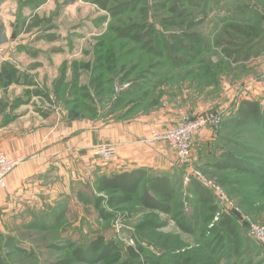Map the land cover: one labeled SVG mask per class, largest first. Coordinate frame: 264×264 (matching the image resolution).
<instances>
[{
    "label": "rangeland",
    "instance_id": "rangeland-1",
    "mask_svg": "<svg viewBox=\"0 0 264 264\" xmlns=\"http://www.w3.org/2000/svg\"><path fill=\"white\" fill-rule=\"evenodd\" d=\"M13 1L0 4L9 8ZM24 1L17 0L13 17L1 15L2 44L44 35L61 5L44 0L41 18L40 11L24 12ZM196 2L181 17L156 10L153 0L138 5L145 14L137 9L111 16L96 9L94 26L82 23L62 30L68 37L88 39L80 61L72 63L70 80L63 69L51 82L55 91L45 92L40 86L47 82L35 77L33 83L29 76L17 93L10 86L2 88L0 151L16 160L0 186L3 264H51L71 258L74 249L99 237L102 243L112 241L116 252L94 263L71 264H173L176 256L187 264H264L263 247L248 234V220L264 226V182L250 173L213 166L229 154L264 168V130L250 123L222 124L242 100L258 101L264 112V0ZM34 4L37 8L41 2ZM131 23L143 24L142 40L119 38L113 31ZM4 53L0 50V59ZM81 69L84 76L77 72ZM221 111L218 126L207 124L196 134L207 130V141L200 147L192 142L188 162H180L167 141L146 142L151 128ZM96 121L98 142L90 139ZM115 128L142 131L135 142L145 153L158 146L177 183L172 213L146 209L136 197L113 208L102 203L107 217L95 209L94 198L103 193L94 191L98 174L91 168L95 160L102 164L117 155L118 144L111 141ZM103 144L115 148L108 159L99 151ZM59 148L65 155L46 154ZM198 174L209 181L211 205L198 202L188 185ZM227 213L233 217L240 255L230 249L229 233L218 225ZM175 218L191 223L195 232L181 230ZM211 226L214 232L208 231ZM9 237L20 251L8 247Z\"/></svg>",
    "mask_w": 264,
    "mask_h": 264
},
{
    "label": "trees",
    "instance_id": "trees-1",
    "mask_svg": "<svg viewBox=\"0 0 264 264\" xmlns=\"http://www.w3.org/2000/svg\"><path fill=\"white\" fill-rule=\"evenodd\" d=\"M153 1L154 8L156 10L166 9L176 17L183 16L188 6L198 5L196 0ZM94 2L100 9L108 11L111 16H116L126 10L135 11L139 9L138 5H140V3H145L146 0H129L117 5L112 4L113 0H94ZM167 4L170 5L168 6ZM181 6H183V8H181ZM139 10L146 13L144 8H140ZM143 27V24L131 23L126 26L115 27L113 31L119 38H128L140 41L144 38L145 32H141ZM149 51L154 54L158 53L152 48H149ZM129 87L130 86L121 91V93L129 90ZM249 123L264 130V112L262 111L258 101L242 100L235 108L232 116L222 122V124L238 126L247 125ZM213 166L219 170L235 169L239 172L250 173L256 175L260 181L264 182V168L240 157L225 154L224 157L215 162ZM176 184L175 179L163 174L149 175L148 170L144 168L122 171L120 173H112L110 175H99L94 184V191L98 194L103 193V195H97L94 198L95 209L98 210L100 215L107 217L108 214L105 208L101 206L102 203L107 207L113 208L129 203L136 197L140 204L146 209L157 210L164 214H170L173 210L172 201L175 197ZM188 185L195 194L198 202L208 203L210 205L212 204L213 196L209 189H207L202 183L193 178L190 179ZM211 207V209L214 210L213 206ZM175 221L181 230L188 233L195 232V227L191 223L187 221H179L177 218H175ZM218 225L223 227L229 233L230 249L235 254L240 255V241L238 240V235L235 231L236 229L233 217L228 213L223 214L219 219ZM215 229V226H211L208 228V231L214 232ZM216 237L219 241L223 240L220 235H217ZM6 244L8 247H16V249L20 251L17 246H14L11 237L7 239ZM113 251L116 252L115 244L112 241L102 243V238L99 237L91 241L85 248L74 249L73 256L71 258L59 260L51 264H71L74 261L94 263L102 260L106 256H109V254ZM130 251L132 255L135 254L134 251ZM171 261L173 264H187L186 260L179 258L178 256L173 257ZM0 264H3V262L0 261Z\"/></svg>",
    "mask_w": 264,
    "mask_h": 264
},
{
    "label": "crops",
    "instance_id": "crops-1",
    "mask_svg": "<svg viewBox=\"0 0 264 264\" xmlns=\"http://www.w3.org/2000/svg\"><path fill=\"white\" fill-rule=\"evenodd\" d=\"M36 1L41 2V5L39 4V7L34 8V2ZM58 2L61 3L58 16H55L53 22L46 25L49 31L44 35L39 34L35 37H24L22 39L16 37L15 39H9L10 41L4 44H2L3 38L0 35V50L4 49L5 51L4 59H0V94L2 88L8 86H10V91L13 89H16V93L21 91L26 86L21 85V83L25 81L27 76L34 79V81L32 80L33 83H37L35 77H39V82L41 83L47 82V87H44L43 84L40 86V89L44 88L45 92L55 91V87L51 85V82L60 75L63 69L67 72L68 80L74 76L75 69L72 67V63L80 61L83 45L86 46L88 44L86 43L88 39L78 36L68 37L62 33V30L75 29L82 23L88 27L94 26L95 22L93 19L96 17V9H99V7L91 3L92 0H58ZM16 5L17 0L13 1L9 8L0 4V19L2 14L7 17H13L15 12L12 8ZM22 6L24 12H29L30 10L34 12L35 10L36 12H41V18L45 16L44 0H25ZM60 13L63 15L60 16ZM46 17L48 18V15ZM6 70L9 71V76ZM22 71L24 72L22 73ZM77 72L81 73V76L86 74V70L82 69L77 70ZM27 81L30 82V80ZM15 97L18 98L19 96ZM40 109H44V104ZM98 125L99 123L96 121V128L90 132V139L95 142L99 141ZM116 131H113L111 141L118 144L117 155L112 160L102 164L95 160L91 168L93 174H98V176L103 174L110 175L112 173L144 168L148 170L149 175L163 174L172 178L170 165H167L165 161L162 162L163 156L158 146L145 153L135 142V138L142 134V131L130 128L128 131L125 130V133L123 129H116ZM207 132V130L202 131L194 138L193 147L205 145L208 137L206 135ZM64 151L59 148L46 152V154L60 157L63 154L65 155ZM144 156L153 158V161L151 162V158H145ZM9 178L11 177L9 176Z\"/></svg>",
    "mask_w": 264,
    "mask_h": 264
},
{
    "label": "built area",
    "instance_id": "built-area-1",
    "mask_svg": "<svg viewBox=\"0 0 264 264\" xmlns=\"http://www.w3.org/2000/svg\"><path fill=\"white\" fill-rule=\"evenodd\" d=\"M210 115L206 118H183L179 124L169 128H151L146 142L152 144L157 141H167L175 149L180 162H188L190 148L194 137L198 131L207 124L218 126L222 121V113ZM99 151L101 155L108 159L115 153V148L112 145L103 144ZM16 165V160L5 152L0 151V186L4 185L5 176ZM197 181L202 183L207 189H210L205 178L198 174ZM213 193V191H211ZM216 193V192H215ZM248 234L257 244L264 249V226L258 223L249 222L248 220Z\"/></svg>",
    "mask_w": 264,
    "mask_h": 264
}]
</instances>
